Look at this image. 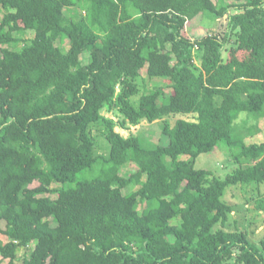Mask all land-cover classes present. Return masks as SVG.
I'll return each mask as SVG.
<instances>
[{"label":"trees","instance_id":"trees-1","mask_svg":"<svg viewBox=\"0 0 264 264\" xmlns=\"http://www.w3.org/2000/svg\"><path fill=\"white\" fill-rule=\"evenodd\" d=\"M1 9L0 264H264V238L226 228L234 208L224 198L231 186L264 185V141L246 140L264 118V0ZM198 16L226 21L225 31L191 36ZM144 71L165 83L135 104ZM105 109L125 129L163 120L168 143L123 136ZM178 114L192 116L171 121ZM95 126L107 155L96 153ZM220 141L238 164L225 178L195 166ZM127 163L137 171L123 175ZM255 208L264 211V192ZM20 248H31L22 261Z\"/></svg>","mask_w":264,"mask_h":264},{"label":"rangeland","instance_id":"rangeland-1","mask_svg":"<svg viewBox=\"0 0 264 264\" xmlns=\"http://www.w3.org/2000/svg\"><path fill=\"white\" fill-rule=\"evenodd\" d=\"M218 3V0H214ZM228 3V1H227ZM67 13L71 14L70 11ZM4 15V10L0 11V21ZM187 32L191 36H198L206 32H224L226 29V21L224 20H215L212 21L208 17L198 16L195 19L188 22ZM34 35L33 31H28L24 37L26 39L31 38ZM57 44L63 49V51L68 48V41H58ZM22 45V44H21ZM20 45V46H21ZM20 47H18L19 49ZM199 63V61H197ZM155 83L162 85L165 83L162 79H149L145 71L142 73V77L139 78L140 93L138 96L134 97L133 101L135 104L139 101L140 96L147 90L151 89ZM171 89H167V95L170 94ZM164 100V99H163ZM103 113L113 119L116 122L115 130L121 133L123 136L128 137L130 135H139L147 141L154 143H168V137L162 133L164 126V121L159 120L155 122L142 121L137 125L128 124V128H122L120 125V120L123 119L122 115L117 111H109L105 109ZM186 116V115H184ZM181 114L171 116V121H175L178 118L184 117ZM192 115L186 116V118H191ZM244 113H241V116L238 118L237 122L242 123ZM257 130L254 128V133L251 134L246 140L247 142H263L264 141V118L256 122ZM93 134L96 140V153L107 155L110 149V144L107 141L104 134L103 126H95L93 128ZM181 160H192L190 155H184L180 158ZM196 168H202L210 170L213 175L225 178L227 174L231 173L238 167V164L235 162L234 158L229 154V150L226 146L225 141H220L218 146L213 151L202 153L198 155L195 159ZM137 171V167L134 163L125 164L121 172L123 175H130ZM35 183L34 185H36ZM33 185V186H34ZM138 188V185H130L128 188L124 189V193H129ZM264 192V185L257 184H238L235 186L228 187L224 198L233 206V211L229 218L226 228H234L235 225L246 231L249 235L251 241L259 244L261 239L264 238V211L258 210L255 208V199L260 193ZM52 197H56L55 195ZM144 207V204L141 205L140 210ZM0 238L4 241L7 239L0 234ZM34 245H31L33 248ZM30 249L20 248L18 251L19 261H22L23 258L30 254ZM1 259V256H0ZM7 261H3L1 264H5ZM227 264H232V261Z\"/></svg>","mask_w":264,"mask_h":264}]
</instances>
